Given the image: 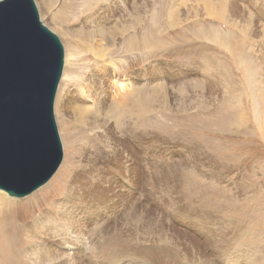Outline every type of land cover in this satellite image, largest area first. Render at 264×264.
<instances>
[{
  "label": "rangeland",
  "instance_id": "1",
  "mask_svg": "<svg viewBox=\"0 0 264 264\" xmlns=\"http://www.w3.org/2000/svg\"><path fill=\"white\" fill-rule=\"evenodd\" d=\"M34 2L63 159L0 264H264V0Z\"/></svg>",
  "mask_w": 264,
  "mask_h": 264
},
{
  "label": "water",
  "instance_id": "2",
  "mask_svg": "<svg viewBox=\"0 0 264 264\" xmlns=\"http://www.w3.org/2000/svg\"><path fill=\"white\" fill-rule=\"evenodd\" d=\"M64 48L34 0H0V189L24 197L63 159L53 104Z\"/></svg>",
  "mask_w": 264,
  "mask_h": 264
},
{
  "label": "bare ground",
  "instance_id": "3",
  "mask_svg": "<svg viewBox=\"0 0 264 264\" xmlns=\"http://www.w3.org/2000/svg\"><path fill=\"white\" fill-rule=\"evenodd\" d=\"M210 70H211V69H210ZM211 71H212V70H211ZM212 72H213V71H212ZM210 74H211V73H210ZM117 77H118V76H117ZM117 79H118V78H117ZM138 79H139V78H138ZM134 80H135V79H134ZM119 82L122 83V84L125 83L124 80L119 81ZM123 82H124V83H123ZM126 82H127V81H126ZM140 82H141V81H140ZM123 90H126V88H123ZM85 111H86V110H85ZM90 115H91V114H90ZM85 116H86V114H85ZM88 117H89V116H88ZM86 118H87V116H86ZM1 191L4 193V191L0 189V204H3V203H4V204H6V205H9V201H11V200L7 201V200L3 197V194H2ZM7 196H8V195H7ZM10 205H11V204H10ZM1 207L4 208V207H6V206H0V208H1ZM6 209H7V208H6ZM2 228H3V227H2ZM1 233H2V231L0 230V234H1ZM0 245H1V244H0ZM3 245H4V243H3ZM3 245H2V246H3ZM3 247H4V246H3ZM59 248H60V250H63V249H64L65 252H66V251H68L70 248H73V247H72V245H70V246L67 245V248H69V249H67V248H61V247H59Z\"/></svg>",
  "mask_w": 264,
  "mask_h": 264
}]
</instances>
